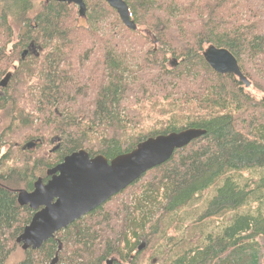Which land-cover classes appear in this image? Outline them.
Here are the masks:
<instances>
[{"label":"trees","instance_id":"trees-1","mask_svg":"<svg viewBox=\"0 0 264 264\" xmlns=\"http://www.w3.org/2000/svg\"><path fill=\"white\" fill-rule=\"evenodd\" d=\"M124 1L136 31L105 0H85V18L74 4L0 0V79L12 73L0 94V121L9 125L1 133L17 144L24 133L40 140L34 152L4 154L0 142V264L34 215L19 191L46 183L63 158L79 150L113 158L187 128L206 134L119 193L155 170L124 225L111 226L105 203L19 264L56 256L57 264H264V0ZM31 45L35 55L23 56ZM210 46L235 56L249 88L211 68ZM29 78L38 82L32 97L18 87ZM149 121L161 122L144 133ZM53 135L61 138L55 161L39 150Z\"/></svg>","mask_w":264,"mask_h":264},{"label":"water","instance_id":"water-1","mask_svg":"<svg viewBox=\"0 0 264 264\" xmlns=\"http://www.w3.org/2000/svg\"><path fill=\"white\" fill-rule=\"evenodd\" d=\"M45 1L49 3L54 0ZM55 1L78 6L79 16L86 17L85 0ZM105 1L116 10L122 23L129 30H137L124 0ZM27 53L28 50L23 53V56ZM204 58L218 74L234 75L244 83L246 88L251 86L242 73L237 59L229 50L210 46L206 48ZM174 65H177L176 59L173 61ZM11 79L12 73L9 72L0 81V88L6 89ZM205 134L206 131L203 129L187 128L179 132L149 137L132 151L119 154L110 162L103 155L91 157L85 150L66 156L62 163L47 171L50 178L47 183L39 178L34 183L32 192L19 191V205L29 206L35 213L30 224L17 238V244H20L24 251L42 248L46 242L54 239L57 233L67 229L113 196L124 191L146 172L165 164L176 150L188 146ZM39 141L28 142L23 150L36 148ZM144 247L145 244L139 249L143 250ZM61 249L62 246L59 250ZM58 259L56 256L50 264H57Z\"/></svg>","mask_w":264,"mask_h":264},{"label":"rangeland","instance_id":"rangeland-1","mask_svg":"<svg viewBox=\"0 0 264 264\" xmlns=\"http://www.w3.org/2000/svg\"><path fill=\"white\" fill-rule=\"evenodd\" d=\"M39 4H41V2H45V0H38ZM81 23L82 24H85L84 20H81ZM151 38V36H149V39ZM152 39V38H151ZM36 52L37 50L34 48L33 50H30V52ZM89 52V51H88ZM18 65V64H16ZM14 69L11 68L9 71H13ZM248 75L250 77H252V81L254 83L258 82L257 79L253 78V74H249ZM5 76H3L0 81L4 78ZM12 81V80H11ZM10 81V83H11ZM9 83V85H10ZM21 87V89L23 88V90L26 91V93L32 97V94L31 92L34 91V89L37 88L38 86V82L35 80V79H30L28 81H26L24 83V85H18V87ZM24 86V87H23ZM249 92L251 94H253V96H255L257 99H261L263 97V94L261 92H259L255 86L251 87L249 89ZM0 94L2 96H5V92L3 91L2 88H0ZM31 111V114L30 115H34V116H37L36 112H33L31 110L30 107H26L25 108V112H26V115L29 114L28 111ZM32 117V116H30ZM0 118L2 119L1 115H0ZM161 122V121H149L146 123L145 125V128H144V133H147L149 130H152V128H156V125ZM40 121H37L35 123V126H34V129L37 130V128L39 127L40 125ZM8 122H4V121H0V142H4L6 144V146L2 149V154L6 153V151L9 149V147L11 149H14L16 148V146L18 148H22L23 146H25L29 141V139L26 137L27 134L24 133V134H19V138H21L19 140V143L17 144L14 143V141L16 140H10V141H7L5 139V132L4 133H1L2 129H5L6 127H8ZM26 131V129L24 130ZM34 131L31 132V134H33ZM142 132V134H144ZM30 135V134H29ZM15 136V133L13 131H10L7 135V138H11V137H14ZM59 136H56V135H53V136H46L43 138V143L41 144V147L39 148V150L43 153V154H47V156L51 159H53V161L55 160H58L57 158V151H58V148L57 146H60V141H58V138ZM18 138V139H19ZM60 138V137H59ZM39 144V143H38ZM37 144V146H38ZM37 146H36V149H37ZM57 148V149H56ZM36 149H32L31 151H36ZM37 150V151H39ZM55 150V151H53ZM30 151V150H29ZM42 175V174H41ZM40 174L37 175V177H39ZM154 176H156V172L155 170H153V172L151 173V176H149L148 178L144 179L142 182H140L138 185H136L135 187H131L129 188L126 192L122 193V194H119L117 196H115L110 202L106 203V206L103 208L105 213H109V218L111 221V226H114V225H117V226H122L124 225V214H125V211L126 209L128 208V206L134 204L135 200L136 199H139L141 198V190L139 189L140 186H143L147 181L151 180ZM139 190V191H138ZM209 195L206 194L205 197L203 198L202 202H200L198 205H196L195 208L197 207H201V205L203 204V202L205 203L206 200L208 199ZM200 211L196 212V213H193L194 215H197ZM189 217V216H188ZM84 218V217H83ZM218 220L222 221V218H219V219H214V223L216 224L218 222ZM190 221V219H189ZM189 224V223H187ZM115 227V226H114ZM185 228V225L182 226L181 228V231H183ZM170 234H173V230L170 231ZM196 243V241L194 242V244ZM25 256H26V251H24L21 247L20 244H18V247L15 249V251L11 254L9 260H8V264H19L21 263L24 259H25ZM149 257V255H147V258ZM115 258V257H113Z\"/></svg>","mask_w":264,"mask_h":264},{"label":"flooded vegetation","instance_id":"flooded-vegetation-1","mask_svg":"<svg viewBox=\"0 0 264 264\" xmlns=\"http://www.w3.org/2000/svg\"><path fill=\"white\" fill-rule=\"evenodd\" d=\"M31 46H32L33 48H32V49H29L27 54L35 55V53H36L37 51H36V52H34V51L32 52V51H31V52H30V50H33V49L35 48V46H34V45H31ZM57 139H58V141H61V138L58 137ZM93 157H95V156H93ZM106 158H107L108 161L110 162L114 157H113V158H108V157H106ZM63 161H64V158H63L60 162H58L57 165H59V164L62 163ZM49 179H50V178H49ZM117 195H119V194H117ZM117 195H115V196H117ZM115 196H113L111 199H109V200H108L107 202H105V203L110 202ZM105 203H104V204H105Z\"/></svg>","mask_w":264,"mask_h":264}]
</instances>
